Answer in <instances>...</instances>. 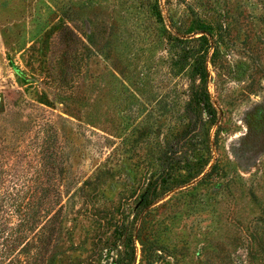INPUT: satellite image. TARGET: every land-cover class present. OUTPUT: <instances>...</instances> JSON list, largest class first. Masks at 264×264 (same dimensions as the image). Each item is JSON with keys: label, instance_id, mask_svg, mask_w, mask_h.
<instances>
[{"label": "rangeland", "instance_id": "rangeland-1", "mask_svg": "<svg viewBox=\"0 0 264 264\" xmlns=\"http://www.w3.org/2000/svg\"><path fill=\"white\" fill-rule=\"evenodd\" d=\"M31 193L34 264H264V0H0L6 234Z\"/></svg>", "mask_w": 264, "mask_h": 264}, {"label": "trees", "instance_id": "trees-1", "mask_svg": "<svg viewBox=\"0 0 264 264\" xmlns=\"http://www.w3.org/2000/svg\"><path fill=\"white\" fill-rule=\"evenodd\" d=\"M202 96L206 95L203 93ZM199 102L203 104V107L206 106V99L199 97ZM41 196L43 199L44 195L41 194ZM30 198L34 201L33 206L30 204ZM10 200H13V198L11 197ZM38 201L39 198L35 201V193H31L23 205H15V203H12V206L15 205L14 208L17 209L15 216L19 218V223L17 225L9 224L8 227L10 228L11 234H6V231L2 230L1 227L4 224L0 222V240L4 239L3 241H5V243H0V264L4 261V264H34L36 240L33 238L34 235L30 238V233L35 234L34 232L37 228ZM4 205L0 204V213L4 212Z\"/></svg>", "mask_w": 264, "mask_h": 264}]
</instances>
